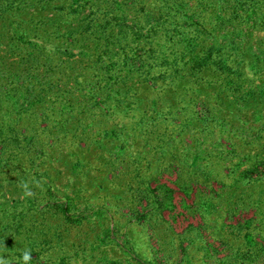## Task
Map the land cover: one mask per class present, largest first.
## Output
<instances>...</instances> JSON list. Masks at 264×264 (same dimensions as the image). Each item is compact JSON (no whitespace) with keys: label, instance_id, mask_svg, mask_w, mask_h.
Masks as SVG:
<instances>
[{"label":"rangeland","instance_id":"obj_1","mask_svg":"<svg viewBox=\"0 0 264 264\" xmlns=\"http://www.w3.org/2000/svg\"><path fill=\"white\" fill-rule=\"evenodd\" d=\"M24 249L264 264V0H0V257Z\"/></svg>","mask_w":264,"mask_h":264},{"label":"clouds","instance_id":"obj_2","mask_svg":"<svg viewBox=\"0 0 264 264\" xmlns=\"http://www.w3.org/2000/svg\"><path fill=\"white\" fill-rule=\"evenodd\" d=\"M24 188L26 190V195H31L30 192L27 191V185H24ZM22 260L23 264H29V262L32 260L31 251L29 249H24L22 252ZM0 264H7V261L5 258L0 257Z\"/></svg>","mask_w":264,"mask_h":264}]
</instances>
